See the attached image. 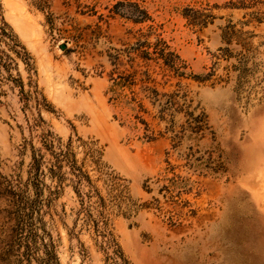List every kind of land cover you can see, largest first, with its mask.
<instances>
[{"label":"rangeland","instance_id":"obj_1","mask_svg":"<svg viewBox=\"0 0 264 264\" xmlns=\"http://www.w3.org/2000/svg\"><path fill=\"white\" fill-rule=\"evenodd\" d=\"M132 1L149 20L115 0H0V264L24 250L15 199L44 141H70L90 181L84 206L66 180L43 216L57 264H264V0ZM158 39L183 76L132 50Z\"/></svg>","mask_w":264,"mask_h":264},{"label":"trees","instance_id":"obj_2","mask_svg":"<svg viewBox=\"0 0 264 264\" xmlns=\"http://www.w3.org/2000/svg\"><path fill=\"white\" fill-rule=\"evenodd\" d=\"M115 1L116 3L111 10L113 14L128 17L132 19L134 23H144L149 20L146 10L138 3L132 0ZM132 50L135 53L138 52L140 57L145 60H149L151 54L156 55V59L162 60L163 64L174 71L178 76H183L184 74L185 66L179 56L171 51L169 46L161 39L157 40L152 53H149V46L146 45V43H139ZM119 79L122 80L117 83L119 86L133 85V79L130 75L124 79L121 77ZM151 93L154 97L157 95L155 91H151ZM153 102H156V100ZM165 105L170 109L174 107L175 103L172 96L168 97ZM174 111H177V109ZM161 114H164V111H161ZM185 115L190 117L192 123L195 124L194 127H191L193 130L192 132L198 134L202 130V126L199 124L201 120L198 118L193 119L191 112H185ZM159 118L160 120H164L163 115H160ZM190 123L191 122L188 123V126H190ZM69 146L70 141L64 148H61L60 145V147L55 150L53 148V141L43 142V149L49 152L50 156L48 161H45L46 171L42 169L44 154H41L40 151L33 152L32 154L28 170V183L31 184L33 188V197L25 198L22 193L17 194L15 209L13 211L17 222L18 245L19 248L20 246H24L23 251H20V249L17 251V264H31L33 258L37 260L38 264H57L51 238L44 229L43 216L51 207V203L58 193L57 189H60L66 180L73 184L75 194L80 199V205L84 206L80 187L82 184H86L87 186L90 185V181L83 173L82 169L76 165L73 155L69 150ZM46 176L54 183L51 189L43 183ZM45 189H47V196H44ZM85 197L89 199L87 194H85ZM115 197H119V195H115ZM98 200L99 207H103V200L100 197H98ZM90 218L91 216L87 214L86 222H89ZM93 230L101 239H104L107 245L112 242L109 233L106 231L103 220H95L93 223ZM46 237H48V241H46ZM38 252L41 253L40 258L37 256Z\"/></svg>","mask_w":264,"mask_h":264}]
</instances>
